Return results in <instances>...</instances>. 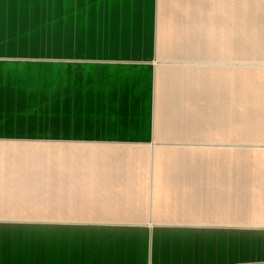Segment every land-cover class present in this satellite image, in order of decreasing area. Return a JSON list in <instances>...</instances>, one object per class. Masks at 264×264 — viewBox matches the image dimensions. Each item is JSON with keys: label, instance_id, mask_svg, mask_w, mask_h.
Segmentation results:
<instances>
[{"label": "crops", "instance_id": "obj_1", "mask_svg": "<svg viewBox=\"0 0 264 264\" xmlns=\"http://www.w3.org/2000/svg\"><path fill=\"white\" fill-rule=\"evenodd\" d=\"M1 1L56 73L0 69V224L39 210L40 264H264V0Z\"/></svg>", "mask_w": 264, "mask_h": 264}, {"label": "rangeland", "instance_id": "obj_2", "mask_svg": "<svg viewBox=\"0 0 264 264\" xmlns=\"http://www.w3.org/2000/svg\"><path fill=\"white\" fill-rule=\"evenodd\" d=\"M1 4L2 1L0 0V5ZM0 29H3L1 24ZM13 38L14 35L9 36L0 34V69L5 67L11 69V72L17 77H22L24 71L30 73L32 77L55 76L56 58L54 50L49 52L51 54H48L47 56H40L39 51H41V49H23V47H20L21 44L16 43ZM46 45L47 44H44V46ZM19 47L20 49H18ZM260 67L264 68V65H261ZM0 77L2 76L0 75ZM244 84L245 82H241V87H244ZM253 102H256V111L259 112V114L253 116L252 119H257L252 122L249 121L247 113L244 114L243 112L245 111L242 108L240 125L241 127H244L246 125L249 126L250 124H254L253 126H256L254 131L256 135L255 137H257L262 133L260 127L263 123L264 116V98L257 93V99L253 100ZM241 147L253 148L252 146ZM32 205H35V203ZM39 213V210L14 211L15 215H26L29 219H26L25 221L15 220L13 222H1L0 264H40V257L37 251L39 245L41 244L42 239L50 240L51 238H54L53 235L56 232V227L42 225L39 219L34 218V216H39ZM24 254L27 255L21 257V255Z\"/></svg>", "mask_w": 264, "mask_h": 264}]
</instances>
